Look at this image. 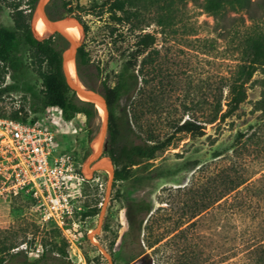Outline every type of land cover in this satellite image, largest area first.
Returning <instances> with one entry per match:
<instances>
[{
  "label": "rangeland",
  "instance_id": "1",
  "mask_svg": "<svg viewBox=\"0 0 264 264\" xmlns=\"http://www.w3.org/2000/svg\"><path fill=\"white\" fill-rule=\"evenodd\" d=\"M92 1L70 0L73 7ZM28 2L0 0L1 22L13 26V4L18 3L28 12ZM39 2L30 23L33 33L43 39L46 35H37L34 22ZM161 12L164 13L146 12L144 31L156 34L159 61L164 72L170 74H161L154 85L146 88H153L156 98H145L137 111L143 136L153 131L164 138L175 131L179 121L192 117L206 120L212 103L221 94L223 107L227 108L226 77L237 69L245 36L264 20L251 19L246 11L231 6L216 18L194 0H176L172 19L165 21L168 25L156 22ZM252 12L262 16L257 6ZM73 17L65 13L56 20ZM81 22L82 43L87 42L94 67L101 69L93 84L101 90L104 79L115 83L122 64L121 52L135 41V32L128 25L114 24L108 14L82 15ZM22 53L24 74L5 76L4 85L11 88L0 97L1 116L19 111L29 118L47 114L57 120L60 113L51 107L41 113L33 111L32 105L39 103L42 94L43 79L33 69L32 50L25 47ZM77 76L85 84L78 71ZM133 100L127 95L122 105L129 106ZM98 109L99 116L91 127L84 114H78L67 128L63 120L59 123L63 125L59 150L74 153L84 175L91 180L84 184L75 215L63 228L44 218L30 190L7 189L0 181V246L6 247V258L21 250L30 258H37L44 249L58 255L65 247L75 264H128L144 248L149 256L139 258V264H238V257L251 250L253 244H264L262 70L254 75L247 99L233 114L207 123L204 135L178 133L171 146L135 167L130 178L116 184L115 166L105 151L108 129L100 154L95 152L96 142L109 122V113L104 115ZM100 158L109 159L111 170L96 166ZM228 180L238 183V187L228 192L232 186ZM141 199L149 201L152 210L144 217L139 243L130 234L128 205ZM96 206V214L86 215ZM11 246L14 247L10 249Z\"/></svg>",
  "mask_w": 264,
  "mask_h": 264
},
{
  "label": "trees",
  "instance_id": "2",
  "mask_svg": "<svg viewBox=\"0 0 264 264\" xmlns=\"http://www.w3.org/2000/svg\"><path fill=\"white\" fill-rule=\"evenodd\" d=\"M26 12L18 3L13 4V26L5 25L0 20V97L11 85H4L6 74H24L26 66L23 58V48L32 50V65L43 79L42 94L38 97L39 103H34L33 111L41 113L48 107H58L62 110L65 120H74L78 114H84L87 124L99 116V109L95 102L81 99L77 92L69 85L64 69V51L71 45V41L61 32H55L49 37L38 38L32 31L30 18L38 0H28ZM183 1V0H177ZM216 18L227 6L236 10H244L251 19L264 20V0H194ZM176 0H93L89 4L71 6L70 0H50L46 13L52 20L62 17L65 13L74 15L82 20V15L94 14L103 16L108 14L111 22L119 25H128L135 32V41L121 52L122 64L116 73V81L110 84L107 79L101 83L109 111L108 138L106 153L112 158L115 166L114 183L127 180L133 175L135 167L142 166L146 161L156 158L159 152L171 146L178 133H189L192 136H201L206 133V124L217 120H224L236 110L248 97L249 83L254 75L262 70L264 73V24L251 30L244 39V46L239 57L237 69L231 76L226 77L225 86L228 87L227 108L223 107V96L219 95L213 102L211 111L206 120L195 117L187 118L182 123L174 125L175 131L164 137H157L153 131L143 136V124L137 111L145 98L152 101L156 98L155 90L147 91L153 81L165 73L159 61V50L156 48V34L144 31L146 12L163 10L156 18L160 25H168L165 21L173 17ZM257 6L262 16H255L252 10ZM170 22V21H169ZM115 29V28H114ZM113 29V30H114ZM89 28L86 26V31ZM77 71L90 87L95 88L93 81L101 73L100 67L95 68L87 42H83L76 52ZM133 97L129 106L122 105L125 96ZM1 116V114H0ZM39 116L29 118L21 116L19 111L9 118L34 122ZM3 117V116H1ZM94 129L90 128V133ZM139 140V141H137ZM231 183V184H230ZM228 187V192L236 189L238 183ZM152 210V205L145 199L135 200L128 205V221L131 236L136 242L141 241L140 235L144 224V217ZM98 208L93 207L87 214H96ZM253 248L238 257V264H264V244H253ZM14 246H11L13 248ZM8 249V248H7ZM9 249V250H10ZM6 247L0 246V264H75L65 247L60 248L58 255L53 250H45L37 258H30L23 250L11 252L6 258ZM146 250L141 248L134 254L128 264H139V258L148 257Z\"/></svg>",
  "mask_w": 264,
  "mask_h": 264
},
{
  "label": "built area",
  "instance_id": "3",
  "mask_svg": "<svg viewBox=\"0 0 264 264\" xmlns=\"http://www.w3.org/2000/svg\"><path fill=\"white\" fill-rule=\"evenodd\" d=\"M56 120L42 114L34 122L0 116V181L4 188H27L43 210L44 218L61 228L73 218L87 178L82 163L72 152L60 151L58 140L74 120L62 110ZM58 108V110L56 109Z\"/></svg>",
  "mask_w": 264,
  "mask_h": 264
},
{
  "label": "bare ground",
  "instance_id": "4",
  "mask_svg": "<svg viewBox=\"0 0 264 264\" xmlns=\"http://www.w3.org/2000/svg\"><path fill=\"white\" fill-rule=\"evenodd\" d=\"M53 30H59L61 33H63L70 41H72L73 45L78 44L82 40L83 33L80 25L73 19H65L61 22L52 23L48 17L42 13L38 17L36 21V33L38 36H45L48 32H51ZM35 32V31H34ZM76 51L72 52L67 58L66 63L68 67L69 74L73 80V82L79 86L80 88L83 87L82 83L80 82L77 71H76ZM81 97L84 99L92 100L95 102V104L100 107L101 112L105 115L107 111H105L104 102L99 97H93V96H87L84 94H81ZM106 126L104 125L102 134L100 135L98 141L96 142V155L100 154L101 151V143L103 140V135L105 132ZM96 166L111 170V164L108 158H100L97 162Z\"/></svg>",
  "mask_w": 264,
  "mask_h": 264
},
{
  "label": "water",
  "instance_id": "5",
  "mask_svg": "<svg viewBox=\"0 0 264 264\" xmlns=\"http://www.w3.org/2000/svg\"><path fill=\"white\" fill-rule=\"evenodd\" d=\"M49 2H50V0H40V2H39V4H38L37 11H36V14H35V16H34V22L37 21L38 17H39L40 14H42V13H44V14L48 17V15H47V13H46V7H47V5H48ZM48 19H49L52 23L61 22V21H64V20H65V19H64V20H52V19H50L49 17H48ZM67 19H68V18H67ZM69 19H73V20H75V21L80 25L81 29L83 30V25H82V22H81V20H80L79 18H77V17H73V18H69ZM55 32H60V31H59V30H53V31H51V32H48V33L46 34V37L51 36V35L54 34ZM35 36H36V35H35ZM81 44H82V40H81L80 42H78V44H76V45H73V44L71 43V45H70V46L64 51V53H63V57H64L63 69H64V73H65L66 79H67L69 85L72 87V89H73L74 91L77 92L78 96H79L81 99H84V98L81 97V94H84V95H87V96H93V97H99V98H101V99L103 100V102H104V107H105L107 113H109L106 98H105V96H104V94L102 93L101 90H98V89H95V88H90V87H88V86L85 85V84H83V87L80 88L79 86H77V85L73 82V80H72V78H71V76H70V74H69L68 67H67V63H66V58H67L72 52H74V51L77 52V49H78V47H79ZM86 100H88V99H86ZM91 101H92V100H91ZM93 102H94V101H93ZM105 126H106V128H105V132H106L107 129H108V122L106 123ZM110 161H112V158H111V157H110ZM112 162H113V161H112Z\"/></svg>",
  "mask_w": 264,
  "mask_h": 264
}]
</instances>
